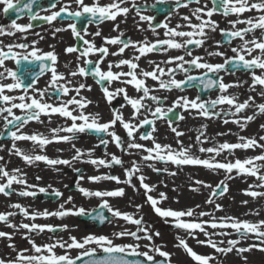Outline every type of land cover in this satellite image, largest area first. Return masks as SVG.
I'll return each mask as SVG.
<instances>
[{"label": "snow or ice", "instance_id": "1", "mask_svg": "<svg viewBox=\"0 0 264 264\" xmlns=\"http://www.w3.org/2000/svg\"><path fill=\"white\" fill-rule=\"evenodd\" d=\"M77 5L76 11H71V5L65 4L60 7L59 11H54L51 15L40 17V16H32L30 19H43L48 23L56 20L61 16L62 13L66 14L68 17H87L88 23L94 22H103L104 20H116L119 15H126L129 12L128 7H122L121 5L126 3V0H112L111 3L106 5H101L99 0H93L91 5L85 4L84 0H74ZM163 2V0H160ZM35 3V0H29L27 4L23 6V8L18 7L20 4V0H0V5H3V11L8 13L10 10H15L17 14L22 12L24 9L32 10V4ZM195 3L199 4L200 0H176V6L179 7H188L189 4ZM52 8L56 7V4L53 3L51 5ZM133 7L136 5L133 2ZM250 11H256L259 13H264V0H256V2H250V0H213V7L208 9L207 11L204 8L196 7L192 10V16L195 17L199 23L193 24L191 22V18L189 16H184L183 20L187 21V27L192 29L191 31H178L182 25H177L175 29L168 28L167 24L160 25L167 29L165 32V36L167 39H157L155 42L149 43L146 39L142 42H133V41H124L121 39V36H117L114 38H105V43L110 45H119L123 46L118 49L117 52L111 53L112 55H120L124 53L125 49L131 47L138 52L139 55H135L133 59H121L115 65L109 63L108 70H102L100 64L105 56L109 54L108 49L106 47L97 48L92 42L88 40H83V36H81L80 32L77 30L76 24L72 23L69 25L71 28L73 35L81 40H83L84 44L87 47L80 52V56L77 57L79 60L81 57H87L90 54H94L99 52L101 54V59L98 61H91L88 59L84 60V63L94 64V67L90 72H86L85 68L77 67L76 71H70V76H85L91 75L96 79L97 84H101V82H105L106 84H111L113 81H119L122 84L132 86L136 92L142 93L138 98L130 97L124 87L117 88L115 92L109 91V88L101 84V90L104 93L106 100L111 103L113 98L116 95L123 94L124 100L127 102V105H130L133 113L132 119H135L137 115L141 112V110L150 111L152 117L161 119V118H169L170 113H174V109L177 107L183 108L185 111L189 109L198 110L199 115L210 118L212 116H219L221 113H217L214 109L217 108L218 105H228L230 109H234V111H229L226 115H231L233 117H237L244 110L254 106L258 109L259 113L264 114V103L255 104L253 97L250 95L248 99L245 101L238 102V98L235 96L225 95L224 93L230 87L234 85L225 84L222 82L221 78L212 79L208 76V73H218L221 70L225 69V65H231L233 69L239 70L244 69L251 72L252 76V84L251 90L255 91L257 85L264 88V14L259 15L258 17H248L246 19H240L239 17L245 13ZM219 12V14L227 17L229 15H236L237 19L229 21L228 23L231 25L230 29H220L221 35L224 37V40L227 43H231L233 39H239L242 43L239 48L233 47L231 51L235 54L233 58H225L224 64H211L204 63L202 61V57H194L190 60H185L184 56H175L169 57L168 60L163 63L166 64H175V68H165L160 67L159 64H155V67L151 71H147L144 69H139V64L137 61L140 60L142 56H145L151 52H167L173 49H184L188 56H192L191 50L188 49L189 45H194L196 47H201L206 41L207 31L215 32L218 28V24L216 21L212 20L211 17ZM137 15H140L139 10L137 9ZM207 17L204 19L203 17ZM141 20H147L151 26V22L153 21V17L151 16H143L140 15ZM244 24L247 25L243 28H238L237 25ZM32 25L29 24L27 27L19 25L15 20L11 23V29H15L18 32H25L27 28H30ZM118 27V26H117ZM259 29L261 31V37L258 39L253 36L252 39H246V36L255 32V30ZM61 29H57L56 31H60ZM114 30H116L114 28ZM155 34V29H152ZM207 30V31H206ZM14 33L10 30L6 31L4 27H0V35H13ZM85 34L87 31L85 29ZM95 35H100L99 31L95 33ZM176 37H187L188 39L184 40L182 43L178 42ZM200 37V38H196ZM219 43V42H218ZM7 51L0 49V81L7 80L11 78V83H0V102L4 104H10V107H0V113H7V116L4 117L5 123L4 127L8 128L9 125L15 127L16 131H8L7 135L14 142L12 145V149H10V154L18 156L22 159L26 164L32 165L37 161H42L48 165H67L71 166L73 160H82L84 156H88L89 159L83 162L90 163L94 166H104L111 167L113 164L120 165L123 161L113 155L111 157V161H107L105 159H94L92 157V149L84 151L82 149L76 148L73 144V149L75 151V155L71 160L66 159H50L46 155H33L26 154L22 149L18 148L15 144L16 141H31L34 145H38L41 150L43 148L53 142H71L75 137V133H84V132H94V133H104L107 136L111 137V141L116 144L117 147H121V137L118 136L115 131H110L113 129L117 123L127 132L129 138H133V133L137 130L138 127H141L145 124L154 125V120L145 118L140 121V123L133 124L131 121H126L124 119L123 114L119 110H113L112 119L105 123L99 122V114L91 115L84 114L83 111H80L79 114H74L76 109H84L90 101L84 100V98L77 99L76 96L71 97L67 101H64L59 106H54L49 103L41 102V99L46 95L47 89L40 91L39 96L41 99H37L34 97H26L25 95H21L19 97H13L11 95L5 94L7 92H12L16 89H22L24 93H27L29 88L35 83L36 76H33L32 82L29 84H25L24 81L20 78L17 72L7 68L5 61L13 60L17 65L20 64L21 61H28L32 63L34 61H39L40 74H43L45 71L51 72V81L49 87L57 94L67 96L70 92L74 91L77 96H79L80 90L87 87L85 84H80L78 87L70 88L68 85L71 84V81H67L66 77L62 73H58L55 67L57 56L53 52H47L43 54H38L37 49L28 52L27 54H19L13 51L14 48H27L28 46L25 44H8L6 45ZM259 50V55L253 56V52ZM67 53H72L78 51L75 47H68L65 50ZM209 55H219L223 56L224 54L221 52L209 53ZM246 56L251 57L250 59L246 58ZM44 61H49V64H45ZM150 64L154 62L149 61ZM189 67H194L196 69H204L206 70L203 73V77L200 76H191L187 75L189 71V67H185V65ZM121 66H127L129 71H118L113 72L112 68H120ZM67 67V65H66ZM139 69V72L137 71ZM180 70L186 74L185 80H177L174 78V73L176 70ZM256 69L261 70L259 75L256 74ZM168 76V80L162 79V77ZM125 77L126 79H121ZM151 79L158 84L159 90H167L171 91L173 88L180 89L182 85H192L193 82H197L203 86L205 90L208 89H219L221 95H219L216 99L210 101H201L200 97L196 99H189L187 97H180L176 101L173 102L171 107L164 109L162 107V98L150 95V93L157 89H150L146 80ZM60 81H65V83H59ZM239 86V85H235ZM90 90V89H89ZM262 97H264V91L259 93ZM21 101L20 103H15V100ZM163 99H166L163 98ZM30 100V103L27 102ZM145 100H150L155 103L157 106L154 110L149 109L148 106L144 103ZM70 105H76V109H70ZM126 105H121V107H125ZM20 109L24 112L23 116H17L13 114V109ZM50 115V114H59L62 117H65L72 121L70 126L63 128L52 129V138H48L43 136V134L33 133V134H24L20 132V129L28 124L30 121H40V116ZM255 114L249 115L246 117H241L238 119H233L231 122L240 126L243 131L246 124L252 121L255 118ZM10 116L11 119L7 117ZM177 119H184L182 115L176 117ZM77 121H81V123H77ZM172 119L169 118V126L171 127ZM224 123H229L227 119L224 120ZM261 128L264 129V125H261ZM177 137L183 135L182 132L177 131L176 128L171 129ZM155 131V128H153ZM59 132L72 133L73 135H58ZM218 135H224V133H218ZM204 137V133L200 132L196 137V143L201 145L199 147V151L201 153L211 154L209 158L202 159L197 157L191 153V148L193 145H189L188 147H184L182 142L177 140V143L181 146L178 149H173L171 145H161L160 143H156L153 140V147L146 148L144 145L129 142L127 145L128 149H141L143 152L147 153L146 155H142L141 160L144 162L156 161L162 163H171L177 166L183 165H192V166H203L209 170H225L226 173L231 174L234 170H236L237 174H246L248 176L256 177V179L260 182L257 185H249V190L245 191V195H248L252 198L264 197V192H257L251 190L253 187L264 188V175L259 174L260 169L264 167V165L255 163L256 161H264V154L247 158L241 161L239 158L235 160V162H220L216 160V157L220 156L223 152L232 153L235 149H253V148H262L264 149V144H260L257 142L255 138H248L240 136L238 139L241 141L240 143H220L213 147L204 148L202 145L207 142ZM140 139L148 140L153 139L150 134L141 135ZM264 141V136L259 138ZM109 143L108 140L101 139L100 144L105 147ZM99 146V145H97ZM3 158L0 157V160ZM148 167L152 168L153 171H167V169H157L153 167L151 163L147 164ZM74 171L79 172V169H74ZM141 172L140 165L137 161H132L131 167L125 169V180L121 181L119 177L113 175H103V176H90L88 177L90 182H99L101 180H112L117 184L125 183L130 187H133L135 190V185L132 183L133 177L140 182V187L144 189L145 195L147 197V202L152 206L154 212L162 217V218H173L174 226L177 229L184 230L187 235L195 239L198 244L210 247L214 250L215 253L226 255L228 253L236 251L237 254L245 253L251 251L253 247H259V245H249L248 247H237L241 240L248 238L250 235H254L258 239L261 240V243L264 244V220L253 223L250 221L240 220L234 216H223V217H215L212 213L201 211L198 214L195 212V209L188 208L187 210H172V209H162L158 206L160 201L167 199L164 193L159 194V199L148 195V193L154 190V186L145 183L146 177L142 174L137 175V173ZM171 175H175L176 173H170ZM24 175L19 168L12 169L9 172L4 165H0V195H4L8 197L12 195L16 190L13 188V185H23L25 188H32L34 186L28 185ZM232 177L229 175L228 179ZM39 179V177H37ZM80 179H83L81 176ZM194 184L199 185L203 188H210L211 193L205 203L213 204L214 198L216 196H223L227 191L228 187L224 181L216 184L213 187L210 184H206L202 180H195ZM77 190L85 197H96L101 199V203L99 205L100 209H107L108 213L111 214L112 217L123 219L129 223L137 225V231L128 232L121 231L115 233V235L119 237L123 236H131L134 239H146L151 241L152 235L148 233L147 229L141 227L142 218L135 219L132 215L128 213H122L118 209H114L111 207L105 197H122L124 195V189L118 188L115 190L108 191H92L86 189L84 187L79 186V182H77ZM191 191H199L200 188L193 187L190 189ZM40 192H45L46 189L40 188ZM20 196H35L36 193L28 190H21L17 193ZM53 195L56 197L62 196V193L59 190L53 189ZM72 197L69 196L66 202H71ZM242 203L247 204V201H243ZM10 208L18 210V213L24 216L25 218L35 220L37 216H42L47 218L48 216L55 217H64L69 214L72 215H87L94 221H99L100 223H104L105 221L111 222L108 217H106L103 212H86L83 207L71 211L64 209V205H60V209L55 212H49L45 210L42 213H30L26 208H24L19 203H14L9 205ZM137 209L141 206L136 205ZM200 206L197 205L196 208ZM215 211H222V206L219 204H215ZM258 214V213H254ZM17 215V212H0V222L7 224L10 228H16L17 225L9 222V218ZM197 216L198 218L195 220L185 221L183 217L192 218ZM209 216L211 219L203 220L199 219L202 217ZM19 228L25 229L28 232H43L45 230L49 232H55L57 229L51 225H38L35 223H21ZM67 226H63L61 230H65ZM210 228L213 231L209 232L207 229ZM226 229H231L232 232L225 231ZM202 233L205 237L204 240H199L196 232ZM138 232H144L145 235L143 237L138 236ZM233 233L236 234L237 239H228L227 247H221V244L225 242L223 240L217 242L212 239L213 236H231ZM156 236H159V233H155ZM0 237H7L11 239L10 233H5L0 231ZM28 239L29 244H31L32 251L36 253L35 255H24L23 252L18 253L14 260H4L0 259V264H77V261L83 260V264H140L138 260H128L125 258L126 255L132 256H143L146 261L150 262V264H161V262L157 261L153 255H149V252H138L136 249L139 248V245H116L113 243L111 239L107 236L100 235H89L84 237L82 240H77L76 237H70V243L62 240H57L52 244H44L37 245L30 237L25 236ZM177 247L183 249V251L187 254L188 257L191 258L195 264H212L217 258L214 255H204L198 254L194 251L187 243L185 239L181 237H177ZM9 247H13L14 245H9ZM59 247L62 249H80L82 250L79 255L76 257H70L67 253L64 255H57L55 253V249ZM145 247L149 248V251H153L158 254L160 257L164 258L163 264H171V254L165 251H162L158 246L149 247V245H145ZM128 249H132L131 252H128ZM261 251H264V247H260ZM27 252L28 250H23ZM87 259H83V258ZM246 260V257H244Z\"/></svg>", "mask_w": 264, "mask_h": 264}, {"label": "flooded vegetation", "instance_id": "2", "mask_svg": "<svg viewBox=\"0 0 264 264\" xmlns=\"http://www.w3.org/2000/svg\"><path fill=\"white\" fill-rule=\"evenodd\" d=\"M15 2V0H14ZM29 0H20V4L18 7L23 8L25 4H27ZM85 4L91 5L93 0H84ZM112 0H99L101 5H106L111 3ZM133 2L136 7H133ZM218 2V0H217ZM250 2H256V0H250ZM55 3L56 7L52 8L51 5ZM70 4L71 11H76L77 5L74 0H35V3L32 4V10L24 9L22 12H17L15 10H10L8 13L3 11V5H0V27H4L6 31L10 30L14 34L13 35H0V49L7 51L6 45L8 44H25L27 48H14L13 51L19 54H27L34 49L39 50L38 54H43L47 52H53L57 56V61L55 67L58 73L64 74L67 81H71V84L68 85L70 88L78 87L80 84H85L87 87L80 90L79 96L76 95L74 91L70 92L69 95H59L55 93L50 87L51 81V72L45 71L43 74H40L39 61H34L29 63L28 61H21L19 65L15 63L13 60H6L5 64L7 68L17 72L20 78L27 85L32 82L33 76H36L35 83L29 88L27 93H24L22 89H16L12 92H5L7 95H11L13 97H19L21 95H25L26 97H34L37 99H41L39 96V92L47 89L46 95L41 99V102L49 103L54 106H59L64 101H67L73 96H76L77 99L81 97L86 101H90L84 109H76V105H70V109H76L74 114H79L80 111H83L84 114L96 115L99 114V122L105 123L112 119L113 110H119L126 121H131L133 124H139L140 118L142 116H147L150 114V111L141 110V112L137 115L135 119H132L133 110L130 105H127V102L123 98V94L116 95L111 103H109L103 91L101 90V84L109 88V91L115 92L117 88L124 87L130 97L138 98L142 93L136 92V90L130 86L120 83L119 81H113L111 84H106L105 82H101V84L96 83V79L91 75L85 76H70V71H76L77 67L85 68L86 72H90L94 67V64H85L84 60L88 59L93 62L101 59V54L96 52L94 54H90L87 57H81L79 60L77 57L80 56V52L83 51L87 45L84 44L83 40H88L92 42L97 48L106 47L108 49L109 54L105 56L100 64L102 70L107 71L109 63L115 65L121 59H133L135 55H139L138 52L131 47L125 49L124 53L120 55H112L111 53L117 52L122 44L119 45H110L105 43V38H114L117 36H121V39L124 41H133V42H142L145 39L149 42H155L157 39L163 40L168 37L165 36L166 28L161 27L160 25L167 24L168 28L175 29L177 25H182L178 31H191L189 27H187V21L183 20L184 16H189L191 18V22L193 24L199 23L192 16V10L196 7L204 8L205 11L213 7V0H200V3L197 5L195 3H191L188 7H177L176 0H126V3L122 4V7H128L130 10L126 15L117 16L116 20H104L103 22H94L87 23L84 28L81 30L78 28L77 23L74 21V17H68L66 14L62 13L60 17L51 23L46 22L43 19H30L32 16H48L51 15L54 11H59L60 7ZM137 9L139 10L140 15L143 16H151L153 17V21L151 22V26L147 20H141L140 15H137ZM264 13H259L256 11H250L243 13L239 18L246 19L248 17H258L259 15ZM207 19V17H203ZM212 20L216 21L218 24V28L215 32L207 31V38L203 46L196 47L194 45H189L188 49L191 50L192 56H188L184 49H173L167 52H151L142 56L137 63L139 64V69H144L147 71H151L155 64H159L160 67L165 68H175V64H166L164 61L168 60L169 57L175 56H184L185 60H190L194 57H202V61L204 63L211 64H224L225 58H233L234 53L231 51V48L236 47L239 48L241 45V41L239 39H233L231 43H227L224 40V37L221 35L220 29H230L231 25L228 23L229 21L236 20V15H229L227 17L219 14L217 12L211 17ZM15 20L17 24L27 27L29 24L32 26L27 28L25 32H18L15 29H11V23ZM75 23L77 30L80 32L81 36H83V40L75 37L69 25ZM118 26V27H117ZM247 25L240 24L237 25L238 28L246 27ZM114 28L116 30H114ZM155 29V34L152 29ZM57 29H61L60 31H56ZM85 29L87 34H85ZM99 31L100 35H95V33ZM253 36L256 38L261 37V31L259 29L255 30L254 33L246 36V39H252ZM200 38V37H196ZM178 42H183L188 39L187 37L175 38ZM219 42V43H218ZM68 47H75L78 49L76 52L67 53L65 50ZM221 52L224 55H209V53ZM259 50L253 52V56L259 55ZM246 58L250 59L251 57L246 56ZM149 61L154 62L150 64ZM45 64H49V61H44ZM67 65V67H66ZM185 67H189L187 64ZM139 69L137 70L139 72ZM3 69H0L2 71ZM113 72L118 71H129L127 66H121L120 68L113 67ZM206 70L204 69H196L194 67H189V71L187 75L191 76H200ZM256 74L259 75L261 70L256 69ZM208 76L212 79L221 78L222 82L225 84L234 85L230 87L225 95L235 96L238 98V102H243L251 95L255 101V104L264 103V97L259 95L261 91H264V88L257 85L255 91L251 90L252 84V74L248 70L244 69H233L231 65H225V69L221 70L218 73H208ZM174 78L177 80H185L186 74L180 70H176L174 73ZM121 79H126L122 77ZM164 80H168V76L162 77ZM11 78L7 80H2L0 83H11ZM59 83H65V81H60ZM146 84L150 89H157L150 93V95H155L162 98V107L167 109L171 107L173 102L176 101L180 97H187L190 100L196 99L200 97L201 101H210L216 99L219 95H221L218 87L214 89L205 90L202 85L194 82L193 85H182L180 89L173 88L171 91L167 90H159L158 84L151 80L150 78L146 80ZM197 84L198 86L194 85ZM239 85V86H235ZM90 89V90H89ZM166 99H163L165 98ZM15 103H20L18 99L13 101ZM30 103V100H27ZM144 103L148 106L149 109L154 110L157 106L150 100H145ZM121 105H126L125 107H121ZM0 107H10V104H4L0 102ZM13 114L17 116H23L24 112L20 109H13ZM193 116L199 117V119H211L212 121L222 120L219 125L229 126L235 125L234 130H236V134L243 135V137L255 138L258 143L264 144V141L260 140L261 136H264V129L261 128V125H264V114L259 113L258 109L254 106L244 110L237 117H233L231 115H226L229 111H234V109H230L228 105H218L215 112L221 113L219 116H212L210 118L199 115L198 110L191 109ZM187 113L183 108L177 107L174 109V113L176 117L180 115H184ZM255 114V118L248 122L244 127L243 131L240 126L232 123L233 119H238L241 117H246L249 115ZM7 116V113H0V157L3 159L0 160V165H4L6 169L11 172L12 169L19 168L24 175V178L27 181L28 185H32V188H25L23 185H13V188L16 190L12 195L5 197L4 195H0V212H17V215L10 217L9 222L17 225L16 228H10L7 224L0 222V231L11 234V239L7 237H0V259L4 260H14L18 253L23 252L24 255H35L32 251L31 244H29L28 239L25 236L30 237L37 245L44 244H52L57 240H62L70 243V237H76L77 240H82L84 237L89 235H104L113 241L116 245H127L125 241H123V237H117L115 233L125 231V227L130 225L131 223L124 221L120 218L112 217L110 219V223L108 222L105 226H103L102 230H99L97 227V222L86 219L87 215H72L69 214L62 218L55 216H48L44 218L42 216H37L35 220L25 218L21 214L18 213V210L10 208V204L19 203L24 208H26L30 213H42L45 210L49 212H55L60 209V205H64V209L75 211L81 207L85 209L86 212H92L96 207L94 204L93 197H85L77 190V182L79 184H89L90 186L94 185L95 187H100L101 182H90L88 177L90 176H103V175H113L121 178H125V169L131 167L132 161H137L140 165L141 171L149 172L150 167L147 166L148 163H151L153 167L157 168V165L167 166L165 169L166 173L169 170L173 169V167H177V165H173L171 163H162L156 161L149 162H141L140 158L137 154L134 153L133 149H128L124 147L125 143L122 141L129 140L128 135L124 133V129L120 126L119 123L110 131H115V133L121 137V147H117L115 143L111 141V137L107 136L104 133L91 134L90 132L84 133H75V139L71 142H53L46 145L43 150L38 145H34L31 141H16L15 144L18 148L22 149L26 154L33 155H46L50 159H66L71 160L75 155V151L73 149V144L76 148L87 151L92 149V157L94 159H105L107 161H111V157L115 155L120 158L123 163L120 165L113 164L111 167L104 166H94L90 163H86L89 159L88 156H84L82 160H73L71 166L67 165H55L51 166L42 161H37L32 165L26 164L22 159L18 156L10 154V149H12L13 141L7 135L8 131H16L15 127L9 125L8 128L4 127V117ZM149 117L154 118L149 115ZM11 119L10 116L7 117ZM170 118V117H169ZM169 118H161L155 119L154 125L159 127L160 125H164L166 127L169 126ZM172 119V117H171ZM227 119L229 123H224V120ZM40 121H30L28 124L24 125L20 132L24 134H33L39 133L43 134V136L52 138V129L63 128L70 126L72 121L60 116L59 114H50L40 116ZM172 124L180 121V119L172 120ZM77 123H81V121H77ZM171 124V125H172ZM223 127H219L216 130L220 133L227 132V130L223 129ZM164 132L163 128L161 131ZM58 135H73L72 133L59 132ZM85 135L88 136L85 142ZM103 135V139L108 140L109 143L105 147L100 144L99 136ZM151 135V133H150ZM153 135V133H152ZM222 137L223 135H219ZM239 140V139H238ZM115 144V146H114ZM99 145V146H97ZM240 156L243 161L244 159L255 157L261 154H264V149L255 148L251 149H239ZM200 154V153H199ZM225 152L222 153L223 156ZM218 156L219 158H224V162H233L236 158L232 156ZM255 163L264 165V161H256ZM264 168V167H263ZM74 169H79V172L74 171ZM160 169V168H157ZM155 173H158L154 171ZM137 173L138 174H141ZM203 173V172H202ZM202 175V174H201ZM83 179H80V177ZM39 177V179H37ZM204 177V175H203ZM102 181V180H101ZM3 182V181H0ZM76 187V188H73ZM101 187L103 190H110L108 187ZM123 187V185L121 186ZM46 189L45 192H40L39 189ZM53 189L59 190L62 193V196L56 197L53 195ZM21 190L33 191L36 193L35 196H20L17 193ZM71 196V202H66L68 197ZM93 205V206H92ZM99 205V204H98ZM109 205L114 209H118L122 213H128L133 216L135 213H139L142 209L140 207L137 209L136 205L129 210L126 202H118L115 198L110 200ZM110 214V213H109ZM111 216V214H110ZM135 218V217H134ZM142 218V217H140ZM135 218V219H140ZM143 219V218H142ZM21 223L28 224H38V225H51L57 229L55 232H49L47 230L43 232H28L25 229L19 228ZM67 226L65 230H61L63 226ZM9 245H14L13 247H9ZM27 249V252L23 250ZM82 250L80 249H62L57 247L55 249V253L57 255H64L67 253L70 257H76L80 254ZM128 252L129 249L127 250Z\"/></svg>", "mask_w": 264, "mask_h": 264}, {"label": "rangeland", "instance_id": "3", "mask_svg": "<svg viewBox=\"0 0 264 264\" xmlns=\"http://www.w3.org/2000/svg\"><path fill=\"white\" fill-rule=\"evenodd\" d=\"M183 117L184 119L172 124L171 127H166L164 125L156 127L155 131H153V139H149V142H139L135 140V143L144 145L146 148H151L153 147V140H155L156 143H160L161 145H171L173 149H178L181 146L177 143V140H179L182 142V145L184 147L193 145V147L191 148V152L194 153L199 151V147L201 146L196 143V137L200 134V132L204 133V137H202V139L206 138L207 140V142L202 145L204 148L213 147L221 143L222 137L218 135V133L220 132L216 129L219 127H223L222 125H219V123L222 122L223 119L216 121L205 118L199 119V117L197 118L193 116L191 109L187 110V113H185ZM161 128H163L164 132L160 133L158 131H161ZM172 128H176L177 131L182 132L183 135L177 137L171 130ZM234 128L235 125L223 127V129L227 130V135L231 136L230 138H227L228 136L226 137L227 141H231L236 137L243 136L239 135L238 133L235 134L236 130H234ZM133 151L135 154H137V156L140 158V161L143 163L144 161L141 160V157L142 155H146L147 153L143 152V150L141 149H133ZM234 153L235 152L233 151L231 154L225 152L224 155L232 156L236 159H242L239 153ZM156 165L158 166V168L164 167L159 166L158 164ZM163 169H165V167ZM263 171L264 168H261L259 174H262ZM141 172V174L146 177L145 183L154 186V190L148 193V195H151L152 197L154 196L157 199H159L160 193H164L166 195L167 199L160 201L158 205L162 209L172 208L175 210H187L188 208H193L195 209V212L197 214L201 211L208 213L211 212L215 217L234 216L239 218L240 220L250 221L253 223L264 220V197H257L254 199L248 195H245V191L249 190V185H257L260 182L256 178H251L249 176L247 177L241 174L238 175L236 170H234L231 174L219 170H211L206 172V170L204 171L203 169H191L184 165L173 167V169L169 170V172H167V174L163 177L156 175L152 168L149 169L148 173L143 171ZM170 173L176 174L171 175ZM229 175L232 177L231 179H228ZM120 180L124 181L125 178H121ZM195 180H202L206 184H210L213 187H215V185L220 183L221 181H224L227 184L228 191L223 196L214 198L213 204H208L205 203V201L208 199L211 193V189L203 188L199 185L194 184ZM100 182L102 184L100 186L106 185L105 182H107V184L112 187H120L123 185V188H125L124 195L120 198H115H117L116 200L118 202H126L128 204L127 207L129 208V210H131L135 205H140L142 207V209L138 213L140 215L135 218H143L141 227L147 229L148 233L153 237L152 240H137L133 239V237L131 236H124L123 238V241L127 242L128 245H139V248L136 249L137 251L145 252L146 250H149V248L145 247V245H149V247L158 246L162 251L171 254V262L175 264H195V262L187 256L183 249L176 246V238L179 236L182 239H185L187 243L190 244L189 246L198 254L216 256L217 259L212 262L213 264H264V251L260 250V247H264V244H262L261 240L257 237L251 235L248 238L241 240V243L237 246L248 247L249 245H259V247H253L251 251L237 254L234 250L230 253L231 255H229V253L226 255L215 253L214 250L210 247L205 246V248H201V245L198 244L195 239L190 238L187 233H180L177 229L173 230L171 228V225L174 223L173 218H162L158 216L152 209V206L147 202V197L145 195L144 189L140 187V182L138 179H136L135 176L132 180V183L135 185V190L133 189V187H130L125 183L117 184L115 181L112 182L108 180H103ZM79 186L92 191L94 190L93 187L90 188L89 184H79ZM193 187L200 188V190L191 191L190 189ZM99 188L100 187H97V189ZM100 190L104 191L103 189ZM251 190L264 192V188L260 187H253ZM100 200V198H96L94 200V204H98ZM249 200L253 203L255 209L254 211L251 209H246L248 203H243L236 210H232L233 201L248 202ZM109 202L110 200H108V203ZM215 204L221 205L222 211H215ZM197 205H199L200 207L196 208ZM211 210H214L215 212H212ZM197 218V216H194L192 218L183 217L182 219L185 221H190ZM128 226L129 228L126 231H137V225L134 224V226ZM225 231L232 232L231 229H226ZM157 232L159 233V236L155 235V233ZM137 235L143 237L145 233L138 232ZM196 235L198 239L201 240L200 236L202 235V233H199L197 231ZM217 238H222L221 240L225 242L224 244L220 245L221 247H227L226 242L228 239H237L235 237V233H233L231 236H223ZM149 255H153L154 258L160 257L153 251H150ZM244 257H246V260L244 259Z\"/></svg>", "mask_w": 264, "mask_h": 264}, {"label": "bare ground", "instance_id": "4", "mask_svg": "<svg viewBox=\"0 0 264 264\" xmlns=\"http://www.w3.org/2000/svg\"><path fill=\"white\" fill-rule=\"evenodd\" d=\"M236 134V133H235ZM228 135H227V133L226 132H224V135L222 136V139H221V143H224V142H231V141H234L235 143H240L241 141L240 140H238V137H236L234 140H229V141H227V139H226V137H227ZM231 136H228L227 138H230ZM225 139V140H224ZM235 151H236V149H235ZM196 153H194L193 155H195ZM189 168V167H188ZM196 167H194V168H192V169H195ZM243 203L241 202V201H233V208H232V210H236L239 206H241ZM246 209H251V210H255L254 209V207H253V204L250 202V200L248 201V205L246 206ZM212 212H215L214 210H211ZM211 213V212H210ZM208 218V219H207ZM200 219H203V220H209V219H211V217H209V216H206V217H202V218H200ZM209 232H212V229H210V228H208L207 229ZM217 237H221V236H217ZM216 236H213L212 237V239H214V240H216L217 242H219V241H221V239L222 238H217ZM200 239L201 240H204L205 239V237H204V235L202 234L201 236H200ZM202 247H204L205 248V246L204 245H201V248ZM207 247V246H206ZM229 255H231L230 253H229Z\"/></svg>", "mask_w": 264, "mask_h": 264}]
</instances>
